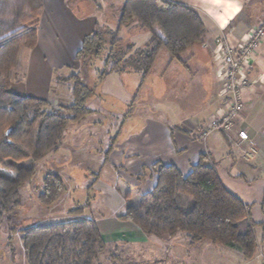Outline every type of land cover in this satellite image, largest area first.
<instances>
[{
    "label": "crops",
    "instance_id": "0c3cea01",
    "mask_svg": "<svg viewBox=\"0 0 264 264\" xmlns=\"http://www.w3.org/2000/svg\"><path fill=\"white\" fill-rule=\"evenodd\" d=\"M124 1L42 0L36 45L20 50L10 90L20 96L48 100L54 109L58 104L64 105L59 103L61 97L67 101L65 105L70 104L73 99L71 85L63 79L80 71L82 64L77 60L76 53L81 48L84 37L90 34L97 24L108 23V8L116 7L118 14L115 21L118 25ZM169 1L194 9L206 29L204 42L188 47L178 58L172 57L168 51L162 49L168 52L165 59L168 71L167 85L173 91L178 89L175 94L178 96H169V99L161 104L162 115H153L143 127L138 126L131 132L122 130L131 113L128 116H125V113L118 115L112 108H101L97 104L99 96L89 98L87 107L92 112L86 114L79 122L73 123V126L85 127L95 115L104 111L114 123L113 127L100 131L103 136L98 139L94 137L98 132L94 128L101 118L96 117V122L88 128L86 126V129H70V125L63 134L59 148L48 152L42 160L49 156L52 161L61 163V167H82L91 172L94 176L92 187L89 188L91 183L85 184V190L94 189L101 192L104 188L101 186H105L107 199H110L107 204L113 206L115 212H111L107 218L102 215L101 220L91 214L84 217L93 218L97 222L106 244L104 253L118 245L138 247L142 250V258H145L143 262H151L159 259L162 251L164 257L169 256L170 247L166 246L167 250L159 249L158 245L152 244V236H147L132 222L121 220L118 216L128 205L136 204L140 196L154 186L156 174L152 167L155 163L173 164L183 174H187L199 161L200 156L206 155L204 163L214 165L224 186L243 203L250 205L252 219L259 224L256 229L258 248L251 259H244L236 248L226 247L238 250L242 259L241 263L237 261L238 264H264V36L253 57L249 71L251 84L244 91L245 107L237 125L248 132L250 139L257 146V155L253 160L245 161L241 158L240 147L221 133H211L205 139L199 136L203 127L223 111L213 58L214 39L221 33L233 43L247 39L260 23L256 14L259 12L257 10L262 8L260 15L263 16L264 0ZM255 16L258 20L254 22ZM129 25L123 27L142 30L136 22ZM150 38L151 34L146 44ZM134 47L138 48L136 45ZM158 57L152 69L157 64ZM128 71L135 72L118 71L121 72L119 76H126L124 74ZM111 76L114 75L110 73L103 78L104 83L100 88L106 90L102 93L112 96L117 94L123 103L133 106L145 84V81L141 83L140 73L133 83V90L125 89L124 92L113 88L111 78L114 77ZM109 90L112 91L111 94ZM91 126L93 127L90 128ZM71 162L72 165L69 164ZM117 168L125 170L128 182L120 180L121 172ZM104 172L113 174L107 184L101 177ZM140 175L148 177L139 180ZM140 187H143L142 190ZM67 193L66 187L63 195L53 204L55 207L52 212L56 215L64 211L61 207L55 210L64 199L68 200L64 212L72 214V202L66 197ZM85 209H82V214ZM157 240L160 242L159 238Z\"/></svg>",
    "mask_w": 264,
    "mask_h": 264
},
{
    "label": "trees",
    "instance_id": "16d2710c",
    "mask_svg": "<svg viewBox=\"0 0 264 264\" xmlns=\"http://www.w3.org/2000/svg\"><path fill=\"white\" fill-rule=\"evenodd\" d=\"M41 10L42 0H0V221L5 216L10 221L20 204V188L33 175L35 163L59 148L71 124L92 112L87 101L94 87L86 85L78 72L63 79L71 85L72 102L56 109L48 100L20 96L10 90L20 50L36 45ZM133 22L149 31V42L142 48L128 45L118 51L120 29ZM205 34L198 13L185 4L125 0L117 28L97 24L84 37L76 58L81 64H90L107 50L100 80L110 72L133 70L140 73L143 83L162 49L178 58L188 47L203 43ZM206 158L201 155L187 174L173 164L155 163L153 188L136 204L128 205L118 218L132 222L147 236L183 232L192 243L207 240L236 248L244 259H251L258 248L259 224L252 219L250 205L224 186L214 165L204 163ZM65 191L63 176L47 172L37 201L53 205ZM19 233L27 264H95L106 251L93 218L31 225Z\"/></svg>",
    "mask_w": 264,
    "mask_h": 264
},
{
    "label": "rangeland",
    "instance_id": "374dc122",
    "mask_svg": "<svg viewBox=\"0 0 264 264\" xmlns=\"http://www.w3.org/2000/svg\"><path fill=\"white\" fill-rule=\"evenodd\" d=\"M261 9L262 8L257 10V12L259 11L258 14H254L258 16L260 21H264V13L263 16L260 15ZM255 10L256 9H254V11ZM107 12L109 15L108 23L102 24L100 26L103 28L109 27L112 30H115L117 28L115 21V18L118 14L117 9L116 7L108 8ZM256 16L253 17L254 22L258 20ZM129 26L122 27L120 30L121 40L117 45L118 51L125 50L128 45H133L134 49H137L134 47V45H136L138 48H142L148 41V38L150 36L148 30H137L134 27ZM106 51L107 50H105L99 56L94 57L90 64H82L80 71L78 72L79 76L86 85L94 87V93L91 95L90 99L99 96L97 104L101 108L114 109V112L117 111L116 113L118 115L119 113H125L124 115L128 116V114L131 113L122 128L124 132H131L138 126L143 127L147 119L152 118L153 115H162L163 109L161 108V104L165 103L167 99H169V96H175L176 92L178 91V89H174L173 91V89H170L169 85H167L168 71H166L167 65L165 59H167L166 55H168V52H166L165 50L161 51L157 60V64L154 65V68L150 72V75L146 78L145 84L142 86L140 94L137 96V101L132 106L123 103L120 99V96L117 94H115V96H112L106 94L104 95L102 93V91H105L106 89L104 90L100 88V86L103 85L104 80L99 79V74L105 68L104 59L106 58ZM163 65H165V67H163ZM110 73L111 75H114L111 76L114 77L111 78V84L114 85L113 88L121 92H124L125 89L127 91L133 90V83L138 78L139 74H136L132 71L126 72L124 74L126 76H119V73L121 72ZM109 92L111 94L112 91L109 90ZM177 96L178 95H176L175 97ZM59 103L65 105L67 101L61 97V99H59ZM58 107L59 104L56 108ZM96 117H99V119L101 118L99 123L97 122L96 127L94 128L98 131L97 134L94 135V137L99 139L103 136L100 131L110 128L111 126L113 127L114 123L104 111H100V114L95 115L91 122L89 121L88 123H86L85 127L87 126L88 128L91 124H93V122H96ZM71 125L72 126H70V129L74 127L86 129L84 125ZM92 127L93 126H91L90 128ZM48 157L45 160L35 163V171L33 175L20 188V204L11 214L10 221L7 219V216H5L6 218L3 217L0 221V264H27L19 233V230L23 227L42 223L67 221L77 218L81 219L89 216V214H91L92 217L97 218V220H101L103 219L102 215H105V217L107 218L109 214L114 211V207L107 204L108 200L110 199H107L108 196L105 191L104 185L101 186L104 187L101 189V192L99 190L95 191L94 189H84L85 184L89 185L94 178L91 172L82 167H61V163L54 162ZM69 164L72 165V162ZM118 170H120L121 172V175H119V177L121 178L120 180H127L128 182L125 170ZM47 172L59 173L65 179L66 187L68 188L66 197H69V201L72 202L71 208H76V212H72V214L74 215L64 212L65 208L68 206L67 199H64L56 206L55 210H57V208L59 209L60 207L62 210H64L63 212H58L57 215L56 213L52 212L53 207H55L54 205L44 206L37 201L36 196L41 188L42 178ZM112 176V173H101V177L106 184L111 181L110 178ZM146 177L148 176L140 175L138 178L139 180H143ZM90 185H92V183ZM129 187L131 189L134 188L133 186ZM140 188L142 190L143 187ZM85 202L87 203V205L84 207L86 208L83 213L84 215L81 212L77 213V211L80 209L79 207H82L83 204H86ZM175 235H173L174 238L173 236L168 235H163L160 237L152 236V244L158 245L157 247H159V249L161 248L163 250H167L166 246L170 247L169 256L166 255V257H164L162 251V256H160L159 259L151 262H143L145 258L144 256L142 258L141 255H143V253L141 252L142 250L140 248L118 245L116 247L114 246L109 248L107 253L99 255L95 264H238L237 261H239L240 263L242 262V259H240L237 252L238 250L236 249H232L221 244H212L207 240L192 243L183 232H179ZM158 238L160 239V242L159 240H157ZM140 259H142L141 262Z\"/></svg>",
    "mask_w": 264,
    "mask_h": 264
},
{
    "label": "built area",
    "instance_id": "2783aa9c",
    "mask_svg": "<svg viewBox=\"0 0 264 264\" xmlns=\"http://www.w3.org/2000/svg\"><path fill=\"white\" fill-rule=\"evenodd\" d=\"M263 36L264 21H260L245 40L233 43L223 33L214 39L213 58L221 88L223 111L213 117L199 132L202 139L212 132L223 134L240 147L241 157L245 161L255 158L257 146L250 139L248 132L237 125L245 107L244 91L251 84L249 71L253 57L261 45Z\"/></svg>",
    "mask_w": 264,
    "mask_h": 264
}]
</instances>
